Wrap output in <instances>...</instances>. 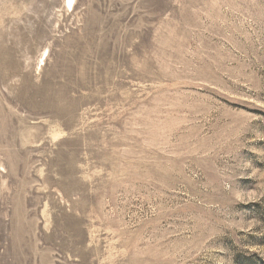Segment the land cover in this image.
Returning a JSON list of instances; mask_svg holds the SVG:
<instances>
[{"label": "rangeland", "instance_id": "rangeland-1", "mask_svg": "<svg viewBox=\"0 0 264 264\" xmlns=\"http://www.w3.org/2000/svg\"><path fill=\"white\" fill-rule=\"evenodd\" d=\"M0 0V264H264V0Z\"/></svg>", "mask_w": 264, "mask_h": 264}, {"label": "bare ground", "instance_id": "bare-ground-1", "mask_svg": "<svg viewBox=\"0 0 264 264\" xmlns=\"http://www.w3.org/2000/svg\"><path fill=\"white\" fill-rule=\"evenodd\" d=\"M65 5L69 6L70 8H73L75 5L74 0H65Z\"/></svg>", "mask_w": 264, "mask_h": 264}]
</instances>
